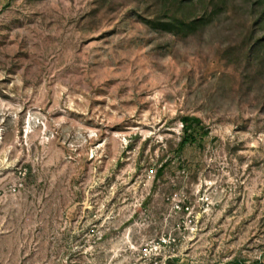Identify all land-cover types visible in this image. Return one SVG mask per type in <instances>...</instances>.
<instances>
[{"label":"rangeland","instance_id":"1","mask_svg":"<svg viewBox=\"0 0 264 264\" xmlns=\"http://www.w3.org/2000/svg\"><path fill=\"white\" fill-rule=\"evenodd\" d=\"M0 264H264V0H0Z\"/></svg>","mask_w":264,"mask_h":264},{"label":"trees","instance_id":"2","mask_svg":"<svg viewBox=\"0 0 264 264\" xmlns=\"http://www.w3.org/2000/svg\"><path fill=\"white\" fill-rule=\"evenodd\" d=\"M199 23L200 20H193L189 24L186 22L175 20L168 25L171 27L170 30L178 35L179 31H182L183 29H194ZM181 123L183 136L178 147L179 153L183 152L189 145H195L209 135V130H207V127L199 118L190 116L183 117L181 119ZM166 166V164L161 165V167L158 169V176L163 175Z\"/></svg>","mask_w":264,"mask_h":264}]
</instances>
